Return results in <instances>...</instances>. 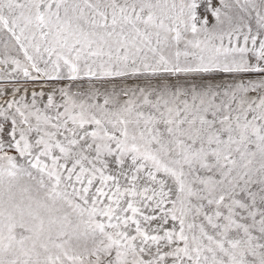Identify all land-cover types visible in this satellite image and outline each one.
<instances>
[{
  "label": "snow or ice",
  "instance_id": "snow-or-ice-1",
  "mask_svg": "<svg viewBox=\"0 0 264 264\" xmlns=\"http://www.w3.org/2000/svg\"><path fill=\"white\" fill-rule=\"evenodd\" d=\"M0 264H264V0H0Z\"/></svg>",
  "mask_w": 264,
  "mask_h": 264
}]
</instances>
